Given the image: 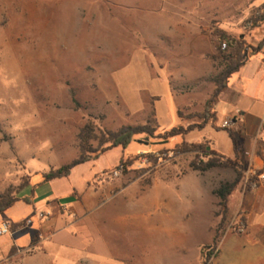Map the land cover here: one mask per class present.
I'll list each match as a JSON object with an SVG mask.
<instances>
[{
    "label": "rangeland",
    "instance_id": "374dc122",
    "mask_svg": "<svg viewBox=\"0 0 264 264\" xmlns=\"http://www.w3.org/2000/svg\"><path fill=\"white\" fill-rule=\"evenodd\" d=\"M263 12L264 0H0V197L30 175L40 177L76 159L78 135L88 122L101 134L147 125L153 117L156 136L202 123L197 115L223 70L222 35L243 36L257 46L264 37L255 38L252 30L264 23L252 21ZM224 108L216 107L217 120L193 143L211 149L206 138H212L227 153L229 133L213 128L226 117ZM182 141L137 136L127 148L111 149L67 178L23 189L19 197L33 201L49 191L70 196L71 187L93 194L122 159L146 154L151 162L150 168L133 163L119 179H108L119 185V194L101 210L88 207L80 225L60 223L55 256L47 255L44 263L206 264L212 251L214 264L228 233L245 238L248 216L238 209L242 178L229 198L225 234L213 250L223 220L217 192L235 183L238 173L224 166L207 169L210 157L199 150L175 151L161 164L169 152L158 151ZM163 193H174L165 203H174L179 215H164L158 200ZM42 203L10 210L32 224L19 230L20 223L9 219L13 234L0 235V264L15 260L12 241L29 247L40 225L37 213L47 211Z\"/></svg>",
    "mask_w": 264,
    "mask_h": 264
},
{
    "label": "crops",
    "instance_id": "0c3cea01",
    "mask_svg": "<svg viewBox=\"0 0 264 264\" xmlns=\"http://www.w3.org/2000/svg\"><path fill=\"white\" fill-rule=\"evenodd\" d=\"M252 31H255V38L264 37L263 27H256L255 30ZM221 105L225 106L224 115L226 117L219 126H213V128L217 133L221 130H225L229 133V146H227L228 154L226 152V154L221 152L222 145L215 144L212 138H206L211 141V149L216 150L224 157L232 160H235L238 154L242 155L246 162V169L251 162L257 166H261L263 163L261 158V150L263 147L262 139L264 138V133H260L261 127L264 124V50L260 53L249 54L245 65L230 78L228 89L220 98L218 106ZM228 117H237L238 119L236 125L231 129H227L223 126L224 120ZM208 126L204 130H197L190 133L186 138L187 141L193 143L197 142L198 138H205L198 133L204 132ZM163 150H167L169 153L175 152L174 148ZM130 159L135 160V158ZM136 162L137 161H134V163ZM165 163H168V161ZM46 173L47 172H43V175H40V177H36L39 172L30 175V183L27 187L35 188L48 182L54 183L60 180L55 179L46 181L44 177ZM99 186L100 185H98V187ZM118 186V184L104 178L101 180V189L93 194L85 195V193L71 187V194L67 197L55 191H49L40 197H36L34 201L31 198H21V201L17 202L4 213V217L2 219L0 218V223L10 221L9 219L22 223V219L15 216L16 213H11L10 210L17 208L22 203H33L37 205L39 200L43 202L42 204H46L45 209L47 211L38 212V218L40 213H51L52 216L49 220L39 219L40 225L28 248L18 247L17 243L12 241L11 243L16 249V252L13 253V258L15 260L13 261L11 257L5 258L1 264L5 263V260H12L13 264H45L44 259L47 255L51 254V256H55L56 249L52 242L54 237L60 234L61 230L58 229L60 223L64 222L66 228L78 224L80 225L85 216L89 214L88 207L96 206L97 209L101 210L103 205L105 206L106 203L112 201L113 198L111 197H115L119 194H115V190ZM168 188L170 191L171 187ZM240 194L241 201L238 209H243L247 213L248 234L245 238L239 239L236 235L228 233L221 242L220 255L217 257L214 264H264V192L243 190V193ZM174 197V193H163L162 196L158 197L160 203L162 200L161 205L164 215L180 214L179 209L174 203H172V205L165 203V199L172 200ZM27 199H29V202L26 201ZM55 204L58 205L60 209L56 214L54 213ZM21 208L23 207H19L17 211L14 212L18 213ZM80 211H84L83 216H79ZM28 250H31L32 253L26 254ZM223 251L229 253V258H227V255L224 256ZM240 255L243 257L241 258L244 259L243 261H240ZM58 260H60V258Z\"/></svg>",
    "mask_w": 264,
    "mask_h": 264
},
{
    "label": "trees",
    "instance_id": "16d2710c",
    "mask_svg": "<svg viewBox=\"0 0 264 264\" xmlns=\"http://www.w3.org/2000/svg\"><path fill=\"white\" fill-rule=\"evenodd\" d=\"M252 23L254 24V26H260L261 24H263L264 12L258 16H255ZM222 39L224 43L227 44V47L225 49H222V46L219 48L223 70L215 79L214 92L207 100L204 111L197 115L202 120V123L190 125L187 128H185L184 126L174 127L166 131L164 134L156 136V128L152 127V124L156 123V119L153 117L149 118L147 125H127L123 126L118 131H109L101 134H98L96 132V128L93 123L88 122L81 128L78 135L80 142L79 156L71 163L66 164L58 169H51L49 172H47L44 176L46 181L67 178L72 174L73 170L76 167L99 158L107 151L117 147L127 148L137 136L146 135L151 138H157L160 141H168L172 138L181 137L183 141L175 146L174 151L189 153L199 150L206 153L210 157L208 163L206 164L207 169L224 166L231 167L238 173V179L235 183L224 186L217 192L218 196L221 199L220 205L223 208V220L220 223L215 234L214 244L212 247L213 250L217 249L227 229L226 219L229 213V198L237 189L242 178H244L246 162L244 160V157L240 154H238L235 160L228 159L223 155H220V153H218L216 150L209 149V146L201 143H189L186 138L190 133L197 130H204L209 124H212L217 120L216 107L220 102L222 94L228 89L230 78L245 65L249 54L260 53L264 50V39L257 46L249 45L246 42L245 37L243 36L240 38H231L228 35L223 34ZM178 114L182 116L181 112H179ZM92 141L99 143V147L97 149L92 148V146L90 145ZM163 152H167V150H163ZM218 155L221 157H218ZM121 163L125 166H129L134 163V160L130 158L122 159ZM29 179L30 176L18 188H12L8 190L0 197V215L4 214L17 202L21 201L19 194L29 185ZM26 201L29 202V199H27ZM59 210L60 209L58 205L55 204L54 213H58ZM212 255L213 253L211 251L207 256L206 264H212Z\"/></svg>",
    "mask_w": 264,
    "mask_h": 264
},
{
    "label": "built area",
    "instance_id": "2783aa9c",
    "mask_svg": "<svg viewBox=\"0 0 264 264\" xmlns=\"http://www.w3.org/2000/svg\"><path fill=\"white\" fill-rule=\"evenodd\" d=\"M227 47V44L224 43L223 44V48L225 49ZM238 119L237 117H228L224 120L223 126L227 129H231L233 128L236 123H237ZM260 133H264V124L261 127ZM263 142V147L261 150V158L263 163L261 164V166H257L256 164H254L253 162H251L248 166V168L245 170L244 172V179H243V187L245 191H253V192H258V191H262L264 192V138L262 139ZM174 153H169V159L168 160H164L162 163H165L167 161L172 160V158L174 157ZM137 163H139V165L142 167H149L151 166V162L149 160V157L145 154H141L138 159H137ZM161 163V164H162ZM126 166L122 163H120L119 165H117L110 173H106L104 175V178L111 179V180H116L119 179L124 172L126 171ZM52 216L51 213H40L39 214V219L41 220H49L50 217ZM32 224L31 220H28L26 222H22L20 223L19 226V230H24L25 228H27L29 225ZM12 224L10 221H4L0 227V235H10L12 236ZM237 226L240 232H244L246 230V224L244 222L243 219H240L237 222ZM5 263L3 264H12L11 260H5Z\"/></svg>",
    "mask_w": 264,
    "mask_h": 264
},
{
    "label": "water",
    "instance_id": "95a60500",
    "mask_svg": "<svg viewBox=\"0 0 264 264\" xmlns=\"http://www.w3.org/2000/svg\"><path fill=\"white\" fill-rule=\"evenodd\" d=\"M247 56H248V53H247Z\"/></svg>",
    "mask_w": 264,
    "mask_h": 264
}]
</instances>
